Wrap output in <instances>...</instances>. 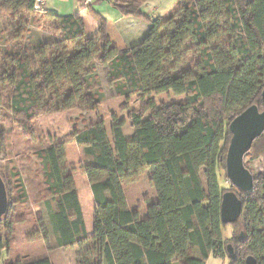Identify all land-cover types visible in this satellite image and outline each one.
Returning <instances> with one entry per match:
<instances>
[{"label": "trees", "instance_id": "1", "mask_svg": "<svg viewBox=\"0 0 264 264\" xmlns=\"http://www.w3.org/2000/svg\"><path fill=\"white\" fill-rule=\"evenodd\" d=\"M110 4L123 17L150 28L139 46L120 52L106 37L105 21L98 18L100 53L95 59L78 16L37 13L35 0H0V14L11 20L12 40L20 43L14 53L0 50V87L10 92L7 111L13 123L34 141L32 123L40 117L73 109L96 112L103 98L96 66L106 67L109 87L125 99L132 138L124 137L125 122L115 115L109 131L97 119L71 136L94 199L92 238L101 262L205 264L210 255H217L228 264H245L247 257L264 264V173L253 175L244 164L252 188L242 192L224 171L230 122L252 105L264 110V0H180L166 18L144 13L132 0ZM32 26L49 27L55 40L29 50L23 41ZM168 92L183 95L185 102L150 99ZM133 97L138 107L128 110ZM1 107L0 96V112ZM4 135L0 115L2 157ZM65 145L57 143L38 153L49 225L38 218V227L47 251L82 246L87 240ZM245 156L250 161L264 158V131ZM144 170L150 173L155 201L140 219L137 211L129 210L122 186L138 181ZM221 170L229 189L221 186ZM5 188L8 207L0 221L15 210ZM228 191L239 199L241 211L236 222L224 225L220 204ZM226 227L243 234L223 238ZM28 264L51 263L44 258Z\"/></svg>", "mask_w": 264, "mask_h": 264}, {"label": "crops", "instance_id": "2", "mask_svg": "<svg viewBox=\"0 0 264 264\" xmlns=\"http://www.w3.org/2000/svg\"><path fill=\"white\" fill-rule=\"evenodd\" d=\"M140 4L142 11L152 17L166 18L171 15L179 6L180 0H132ZM37 13H46L58 17L78 16L85 30L87 48L96 59L100 53V36L98 33V18L105 21L106 37L110 44L120 52H128L139 46L147 35L150 26L141 20L132 17H123L118 10L113 8L109 0H92L90 6L86 5L85 0H35ZM0 14V22L4 20ZM43 31L32 29L28 33V49H37L41 44L46 42ZM12 39V38H11ZM106 67L97 65L96 75L102 88L103 98L96 112L79 111L73 109L57 114L40 117L32 123L35 137L40 139L47 136L50 141L43 147L49 148L57 143L66 142L65 157L67 167L73 171V180L76 188L78 203L82 212L84 226L87 234V240L82 246H73L70 248H53L47 251L41 237L40 244L43 243L42 253L32 260H25V263L36 262L40 259L47 258L51 264H103L101 255L93 240V215L94 199L90 184L82 168L81 152L74 141L71 140L73 130L81 131L90 122L97 119L104 121L107 131L111 125V115H115L120 120H124L122 132L127 140L133 135V129L130 127V121L127 119V112L123 111L117 114L121 106L118 97L109 87L106 78ZM106 86V90H104ZM106 106L109 108L107 113L100 114V108ZM113 106V108H112ZM114 109V110H113ZM155 196V195H154ZM126 197V196H125ZM127 205L130 211H137L140 219L146 217V208L150 202L137 200L132 202L126 197ZM144 208V209H142ZM41 217L44 216V210L38 208ZM228 232V231H227ZM229 236V235H228ZM3 250H6L4 242L1 243ZM42 246V245H41ZM92 247V248H91ZM27 252V250L25 251ZM13 257H6L4 264H10L19 261ZM24 261V260H23ZM24 263V262H23ZM205 264H228L227 260L210 255Z\"/></svg>", "mask_w": 264, "mask_h": 264}, {"label": "rangeland", "instance_id": "3", "mask_svg": "<svg viewBox=\"0 0 264 264\" xmlns=\"http://www.w3.org/2000/svg\"><path fill=\"white\" fill-rule=\"evenodd\" d=\"M1 16L5 18L0 22V50L3 53L7 51L14 53L20 48V43L11 39L13 37L10 30L12 24L9 16L7 14H1ZM31 28L36 29L34 26ZM31 28L29 32L32 30ZM39 30L45 32L44 36L46 42L44 43L55 40V36L49 27H41ZM29 44V36L27 34L23 41V45L27 47ZM104 90H106V86H104ZM9 93V91L6 89L2 90L0 87V96L2 98L0 115L3 129L5 130L4 137L6 146L5 156H0V174L5 185H7L9 198L15 201V210L14 214L9 219L0 221V242H4L6 248V250H3L0 254V264H4L6 257H13L15 260L20 259L17 262L26 264L25 260H32L42 253L41 247H43V243L40 244L41 237L38 238L40 234L38 218H42L49 227L46 213L41 217L38 211V208L44 210L43 204L47 196L38 153L43 150V147L47 145L50 139L44 136V138L40 137V139L35 137L34 141H30L23 136L19 128L13 123L10 113L7 111V98ZM150 99L154 100L156 103L165 104L185 102V97L183 95L175 96L170 92L152 96ZM118 100L122 107H116V109H119L117 114L123 111L127 112V110L123 109L125 99L121 97ZM127 105L128 110L137 109V98H131L127 102ZM109 108L102 106L99 110L100 114L103 115L107 113ZM248 157L249 156L244 157V164L247 168L252 170V174L257 175L264 173V158L261 157L250 161ZM149 175V171L144 170L138 181L127 183L122 186L125 196L132 202L136 203L139 199L142 201L145 199L146 202L150 203L155 201V191L150 185ZM201 176L205 184L203 170L201 171ZM220 183L224 189L230 188V183L224 177L223 170L220 172ZM20 189H22L25 194L26 202L24 203H22ZM241 233L243 234L241 230H234L231 227L222 229L223 238L234 236L238 238ZM26 250L27 252H25Z\"/></svg>", "mask_w": 264, "mask_h": 264}, {"label": "water", "instance_id": "4", "mask_svg": "<svg viewBox=\"0 0 264 264\" xmlns=\"http://www.w3.org/2000/svg\"><path fill=\"white\" fill-rule=\"evenodd\" d=\"M228 130L231 136L224 158V171L233 187L242 192H248L252 188V175L244 166V157L250 150L253 141L264 131V110L260 111L255 105L248 107L230 122ZM7 207L6 188L0 176V219L5 216ZM240 211L241 203L237 196L233 192H225L220 204L222 224L236 222ZM227 248L230 253V246ZM245 264H255V260L252 257H247Z\"/></svg>", "mask_w": 264, "mask_h": 264}, {"label": "built area", "instance_id": "5", "mask_svg": "<svg viewBox=\"0 0 264 264\" xmlns=\"http://www.w3.org/2000/svg\"><path fill=\"white\" fill-rule=\"evenodd\" d=\"M110 1V0H109ZM86 5L90 6L92 4V0H85ZM37 9L36 7L33 8V10Z\"/></svg>", "mask_w": 264, "mask_h": 264}]
</instances>
